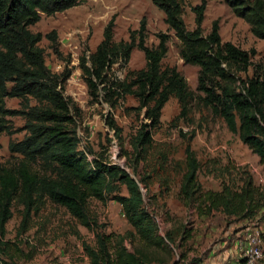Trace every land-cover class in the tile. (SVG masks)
Instances as JSON below:
<instances>
[{"label":"rangeland","instance_id":"374dc122","mask_svg":"<svg viewBox=\"0 0 264 264\" xmlns=\"http://www.w3.org/2000/svg\"><path fill=\"white\" fill-rule=\"evenodd\" d=\"M181 1L185 24L193 31L196 27L193 8L203 0ZM205 2L204 35L218 22L223 43H232L249 53L255 51L248 73L239 76L246 80L258 69L264 72V41L253 35L251 26L225 0ZM165 18L153 0H88L52 16L42 14L41 20L30 27L33 33L43 36L40 46L52 72L70 74L64 96L78 108L75 121L80 150L90 161L99 159L108 166H118L139 182L145 210L155 221L162 248L140 241L122 206L113 200L89 201L92 228L87 229L66 208L44 199L39 212L32 214L28 230L20 235L24 207L16 200L13 217L7 224L5 241L9 243L5 254H0L4 264H91L85 248H95L97 235L101 233L112 236L113 246L122 245L131 252L145 253L152 260L150 264H239L241 257L235 248L237 235L250 223L258 224L264 232V170L259 158L198 98L188 104L185 116L179 101L170 98L162 111L160 125L152 132V145L140 151L133 147L135 136L148 120L144 118V111L138 110V100L127 96L113 108L103 101L102 86H99L98 100L89 94L80 68L81 58L86 56L90 60L103 41L104 29L111 19L115 20L116 44L129 42L131 34L139 30L145 19L148 47L158 46L160 34L170 38L162 68H176L187 80L190 90L196 96H203L197 91L199 67L188 65L181 58V43ZM53 37L57 39L59 53L53 49ZM145 69V55L136 48L129 61H119L108 76L110 80L125 81L129 72ZM236 87L243 91L241 84L237 83ZM6 106L19 110L21 100L7 99ZM111 119L120 128V137L108 128L107 122ZM9 124L14 132L0 136V168L17 166L23 158L11 153L9 145L24 138L25 132L21 129L25 120L16 116L9 119ZM188 146L199 162L197 179L202 193L220 192L224 186L240 192L247 181L252 182L257 204L250 217L229 216L222 210L202 214L204 208L200 203L185 200L181 188ZM36 169L44 172L41 164ZM117 186V195H128L124 186ZM258 264H264V258Z\"/></svg>","mask_w":264,"mask_h":264},{"label":"trees","instance_id":"16d2710c","mask_svg":"<svg viewBox=\"0 0 264 264\" xmlns=\"http://www.w3.org/2000/svg\"><path fill=\"white\" fill-rule=\"evenodd\" d=\"M87 1L0 0V136L14 132L10 118L20 116L25 120L21 129L25 132L24 138L9 145L10 152L23 156L22 160L12 168H0V254H5L9 243L5 241L7 224L13 217L16 200L24 207L20 235L28 230L32 214L39 212L44 199L66 208L87 229L92 228L89 201L113 200L122 206L140 241L162 248L155 221L145 210L139 182L118 166H108L99 159L90 161L80 150L75 121L78 108L64 96L70 74L52 72L40 46L43 36L30 30L42 14L52 16ZM225 2L251 26L253 35L264 41V0ZM153 3L164 12L165 23L180 41L181 58L186 64L199 67L197 91L203 96H196L190 90L187 80L176 68H162L170 38L160 34L158 46L148 47L145 19L139 30L131 34L129 42L119 44L114 41L115 20L111 19L104 29L103 41L90 60L86 56L81 58L80 68L90 96L98 100L99 86H102L103 101L113 108L127 96L138 100V110L144 111V118L148 120L135 136L133 147L140 151L152 145V132L160 125L162 111L170 98L179 101L182 116L187 114L188 104L198 98L225 121L232 133L239 135L258 156L264 170V72L258 69L246 80L239 76L248 73L255 51L249 53L232 43H223L218 22L204 35L205 0L193 8L196 14L193 31L187 29L183 19L181 0H153ZM51 40L55 53H59L57 39ZM136 48L145 55L146 69L129 72L125 81L110 80L108 73L113 66L119 61L127 63ZM237 83L243 91L237 90ZM15 98L21 100V109L10 110L6 100ZM107 125L120 137L121 130L113 119ZM38 164L44 172L36 169ZM199 168L188 146L181 192L186 201L201 204L205 209L200 211L202 214L222 210L229 216L247 218L256 211L251 181L240 192L224 186L220 192L202 193L197 179ZM140 182L148 189L144 180ZM117 184L126 188L127 196L116 194ZM85 251L91 264H150L152 261L145 253L131 252L122 245L113 246L112 236L102 233L97 235L96 247L86 246Z\"/></svg>","mask_w":264,"mask_h":264},{"label":"built area","instance_id":"2783aa9c","mask_svg":"<svg viewBox=\"0 0 264 264\" xmlns=\"http://www.w3.org/2000/svg\"><path fill=\"white\" fill-rule=\"evenodd\" d=\"M235 248L241 257L240 264H258L264 258V232L261 227L250 223L237 235Z\"/></svg>","mask_w":264,"mask_h":264}]
</instances>
